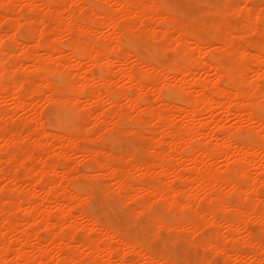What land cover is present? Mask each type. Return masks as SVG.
<instances>
[{"label":"bare ground","instance_id":"6f19581e","mask_svg":"<svg viewBox=\"0 0 264 264\" xmlns=\"http://www.w3.org/2000/svg\"><path fill=\"white\" fill-rule=\"evenodd\" d=\"M249 1L0 0V96L12 103L0 109V162L8 163L0 165V264H112L116 258L115 264H210L190 250L201 246L204 229L222 221L231 251L242 255L239 239L254 245L246 253L255 263L238 264H264V40L247 42L252 32L264 34V13ZM233 15L240 21H231ZM97 32L108 40L95 38ZM132 38L136 48L127 46ZM119 80L127 84L118 86ZM160 84L180 91V100L163 99ZM40 101L69 110L73 130L47 132L38 118ZM100 105L106 109L98 112ZM21 111L29 139L12 125ZM176 113L181 125H175ZM228 115L236 116L235 126L225 123ZM226 126L249 130V137L236 141ZM130 134L141 144L151 138L152 160L136 162L139 149L106 148ZM95 138L99 146L79 144ZM162 143L167 147L157 149ZM46 147L51 157L42 153ZM76 152L90 163L79 175L96 187L70 188L78 174L70 164ZM175 157L176 163L169 161ZM104 189L117 195L119 206L129 205L134 221L145 218L152 240L160 233L159 249L95 217L91 203ZM80 219L90 223L87 233L97 234L80 238ZM219 236L210 233L203 245L224 252ZM119 243L133 249L135 261L121 253L126 246L118 251Z\"/></svg>","mask_w":264,"mask_h":264},{"label":"rangeland","instance_id":"374dc122","mask_svg":"<svg viewBox=\"0 0 264 264\" xmlns=\"http://www.w3.org/2000/svg\"><path fill=\"white\" fill-rule=\"evenodd\" d=\"M260 1V2H259ZM257 2V3H256ZM22 3L23 2H21V5H22ZM263 4V5H262ZM20 4L18 5L19 6V8L21 7V9L23 10V9H25V5L23 4V6H21ZM249 6H252V7H257V6H260L259 8L263 11V13H264V0H250L249 1ZM263 8H262V7ZM258 8V7H257ZM2 12V10L0 9V13ZM239 19V18H238ZM237 18H236V15H233L231 18H230V20L231 21H240V19L238 20ZM48 21H50V23H52V19H48ZM241 21H242V19H241ZM6 26V25H5ZM101 32H97L96 34H94V35H97V36H95V38H97V39H99V37H101V41L102 42H104V41H107L108 40V38L107 37H105L102 33L100 34ZM260 34L261 33H259V32H252L247 38H248V40H247V42H249V41H251V39L252 40H257V39H262L261 41H263L264 40V34L262 35L261 34V36H260ZM250 39V40H249ZM6 40H8V38H6ZM99 40V41H100ZM132 40H133V38H132ZM132 40H129V43H128V47L130 48L132 45L136 48V46H135V44H136V41H135V39L133 40V43L134 44H132L130 41H132ZM100 41V42H101ZM135 41V42H134ZM9 42H11L10 40H9ZM8 43V42H7ZM130 45V46H129ZM132 46V47H133ZM127 47V48H128ZM128 48V49H129ZM135 48H133V50H136ZM129 50H131L132 51V49H129ZM138 51L140 52V54L142 55V56H147L148 55V51L146 50V48L144 47V46H140L139 48H138ZM22 53V50H20V51H18L17 52V54H21ZM153 53V52H152ZM155 54V53H154ZM154 54H152V56H154ZM130 65H131V62L129 63ZM128 64V66H130ZM99 73H98V71H96L95 72V75L97 76ZM115 79V78H114ZM49 80L51 81V82H57V78L55 77V76H52V75H50L49 76ZM123 82V83H122ZM112 83H114L115 84V82H112ZM117 83V82H116ZM125 84H127L126 82H125ZM124 84V81H120L119 80V82L117 83V85L118 86H122V85H125ZM222 84L223 85H225V86H229V83H228V79L227 78H224L223 79V81H222ZM113 85V84H112ZM161 85V86H160ZM159 85V87H161V89L160 88H158V90L160 91V94H161V96H162V98L163 99H165V100H167V101H169V102H172V103H175V102H177V100H180V96L178 97V95L179 94H181V97H182V93L179 91V93L177 92V91H171L169 88H166L164 85H162V84H160ZM193 92V91H192ZM150 93H152L151 91L149 92V95L151 96L152 94H150ZM195 92H193V94H194ZM153 96V95H152ZM151 96V97H152ZM150 97V98H151ZM0 100H4L3 99V97L2 96H0ZM153 98V97H152ZM151 98V99H152ZM7 102V104H6V102ZM10 102V100L7 98V100L5 99L4 100V102L2 103V101L0 102L1 104H0V109L2 108V109H4L5 107H7V105L8 106H11V105H9V104H12V103H9ZM40 102H42V101H40ZM39 102V103H40ZM46 102V103H45ZM122 102L123 103H125V101H123L122 100ZM157 103H158V101H156ZM155 101H153V103H154V105H156L157 103H156ZM43 103V104H42ZM41 104H39L40 105V108H39V111L41 110V112H39L40 114L38 115V118L40 119V121L41 120H43V124H44V128L46 129V131L47 132H51V130H52V132H68V131H72L73 130V128L75 127V125H76V122H75V120H73L74 118L72 117V119L70 118L71 117V115H70V117L67 115V111L69 112V110H67L66 109V112H64L65 110V108L63 109H61L60 107H58L56 104H54V103H47V101H43ZM6 105V106H5ZM104 105H106L105 107H109V105L108 104H104ZM104 105L102 106V105H100V107H98L97 108V111L98 112H100V111H102L103 110V108H105L104 107ZM103 108H102V107ZM42 107V108H41ZM58 107V108H57ZM107 107V108H108ZM101 108H102V110H101ZM100 109V110H99ZM106 109V108H105ZM104 109V110H105ZM20 113V115H17V116H15V117H13V119H12V125H13V127L14 128H16V129H18L19 127L18 126H20V128L18 129V130H23L24 131V129H25V138H26V130L28 129V125L26 124V123H24V121H23V119L21 120V118L23 117V115H24V112L23 111H21V112H19ZM22 113H23V115H22ZM68 114H70V112L68 113ZM177 114L178 113H176V116L175 117H177V120L175 121V125L176 124H178V125H181L182 124V120H181V118L180 117H178L177 116ZM220 114V113H219ZM218 115V114H217ZM223 115V116H222ZM20 116V117H19ZM27 116V115H26ZM42 118H40V117ZM219 116H221V117H225L224 116V114H220V115H218V117ZM174 117V118H175ZM228 117L229 118H226V120L227 121H225V123L227 124V125H236L238 122H237V119H236V116H234V115H228ZM72 120H73V122H75V124L72 122ZM236 121V122H235ZM17 122V123H16ZM236 123V124H234V123ZM230 123V124H229ZM232 123V124H231ZM88 125V124H87ZM154 124H150L149 125V127H151V128H154V129H156L157 130V128H159L157 125L156 126H153ZM22 126V127H21ZM89 127H92V125L90 124V126ZM177 127H179V126H177ZM232 126H226V128H225V133L227 132V134L228 135H230L231 136V138L232 139H234V140H236V141H243V140H246L247 139V137H249L248 135H249V133H247V132H249V130L248 131H246L245 129L243 130V129H237V130H235L234 129V127H232V130L230 129ZM27 128V129H26ZM147 128V127H146ZM50 130V131H49ZM159 130V129H158ZM229 132V133H228ZM251 132V131H250ZM49 138H51V137H49ZM97 138V137H96ZM95 138V139H96ZM122 138V139H121ZM137 137L135 136V135H132V134H130V135H126V136H124V137H120V141H118V142H112L111 144L110 143H106V145H108L106 148H108L109 146L110 147H112L116 152H130V153H133L134 152V150L135 151H137V149H139V151H137L136 152V155H135V158H136V162H139V161H142L143 159H145V160H152V157H155V153H154V150H153V148L151 147V140H149V139H151V138H149V137H146V138H144L143 140H144V142H143V144H141L140 142H139V140H138V138L136 139ZM26 139H29V138H26ZM25 139V142L26 143H28V142H30V141H28L27 142V140ZM31 140V139H30ZM97 141H94V144H93V141H91V142H88V141H80V145L81 146H83V144H84V146H93V147H96V146H99V144H100V141L98 140V139H96ZM45 141V140H44ZM55 141H57V140H55ZM96 142V143H95ZM58 143V142H57ZM97 143H98V145H97ZM140 145H141V147H140ZM142 145L144 146L143 148H142ZM123 146V147H122ZM146 146H148V148H149V150L150 149H152V151H153V154L151 155L150 154V152H152V151H150V152H148L149 150H148V148L146 147ZM161 146V147H160ZM163 146V147H162ZM165 146V144L164 143H162V144H160L159 145V147H157V149H161V148H166V147H164ZM119 147H122V148H119ZM127 147V148H126ZM105 148V146H104V151H103V153L101 152V155L100 156H102L103 154H105L104 155V157L106 156V152L108 151V149H106ZM144 148L146 149V150H144ZM54 149H57V148H54ZM39 150H40V152L42 151V149H38L37 150V152L38 153H40L39 152ZM51 150V151H50ZM141 151H147V152H144L146 155H144V153L143 152H141ZM51 152H53L52 151V148L51 149H49L48 150V148L46 147L45 148V150L44 151H42V153H44L45 155H47L48 157H51ZM139 152V153H138ZM50 153V154H49ZM79 153L80 152H76V153H73V155H72V157H71V159H70V164L71 165H73L74 166V164L77 166H75L74 168H77V169H75V171H77V173H78V171H80L79 173H81V170H82V173H83V171L85 172V171H87V169H89V166H90V163L86 160V159H84V158H81L82 156H81V154L79 155ZM75 154V155H74ZM149 154H150V156H151V158H149L150 156H149ZM148 155V156H147ZM19 156H21V155H19ZM137 156H139V157H142V158H139V157H137ZM144 156V157H143ZM103 157V156H102ZM78 158V159H77ZM117 158L118 157H116V158H114L113 159V161L114 160H117ZM177 157H175L174 159H170L169 158V161L171 160V162H172V160H173V162L172 163H176L175 161L178 159H176ZM80 159V160H79ZM82 159H84V160H82ZM142 159V160H141ZM154 159V158H153ZM82 160V161H81ZM119 158H118V161L116 162V163H118L119 162ZM114 162V163H115ZM219 163L218 164H221L222 162H221V160H219L218 161ZM221 162V163H220ZM4 163V164H3ZM76 163H78V164H76ZM41 165V163H38V164H36L37 166H40ZM88 164H89V166H88ZM0 165L2 166V167H5V168H8V167H6L5 165H7L8 166V163H6V160L5 159H3L1 162H0ZM72 166V167H73ZM132 170H134L133 171V173L135 174V176H137L136 174L138 173L135 169H132ZM131 170V171H132ZM74 172V171H73ZM137 172V173H136ZM79 173L77 174V176L75 177V174H76V172L75 173H73V175H74V177L73 178H71L70 180H69V186H70V188H72L73 190H76V188L77 187H79V189H81L82 187H84L83 185H88V186H86L85 188H88V187H91V188H94V187H96V185L95 184H93V182H89V180H85L82 176H80L79 175ZM131 175H132V173H131ZM138 175H139V173H138ZM134 176V175H133ZM168 178V177H167ZM3 180H1V183H2V185L3 186H5V184H6V186H8V185H10V180L9 179H7V178H2ZM106 181H110L111 179H105ZM168 180H172V177L171 176H169V178H168ZM111 182V181H110ZM76 183V184H75ZM80 185H78V184ZM83 183H86V184H83ZM112 183V182H111ZM24 186H26L25 184H24ZM26 187H29V186H26ZM27 189V191H29V189H30V187H29V189L28 188H26ZM26 189L24 190L26 193H27V191H26ZM78 189V188H77ZM83 189V188H82ZM262 191H261V193L263 192L264 193V188H262L261 189ZM106 191V192H105ZM109 191V192H108ZM24 192V193H25ZM103 192V193H102ZM100 191L99 193H98V196H97V199H95L92 203H91V210H92V212H93V214L95 215V217L98 219V220H101V222H103L104 224H106V225H114L113 227H115V226H119V228L120 229H122V233L124 234V236L125 237H127V236H130V238L131 237H135V235H136V237L138 236V233H142V232H144V229H145V231L146 230H149L150 228L149 227H147L146 226V228H145V223H146V220H145V218H142V220H139V221H134V219L132 218V217H130L129 215H128V212H129V205L127 206L126 204H121L120 206H119V203H117L116 201H115V196H117L114 192H112V191H110V190H107V189H104L103 191ZM102 193V194H101ZM22 195H24V194H22ZM39 195H44L43 193H42V191L40 190L39 191ZM109 195H112V196H109ZM115 195V196H114ZM263 196H264V194H262ZM115 197V198H114ZM116 202V203H115ZM53 204H55V203H52V206H55V205H53ZM93 204V205H92ZM207 202L206 203H203V206H202V209H204V208H206L207 207ZM247 204V203H246ZM124 205V206H123ZM247 205H249V203L247 204ZM126 206V207H125ZM111 207L113 208V209H111ZM107 211V212H106ZM75 212H77L76 213V215L78 214V217H79V211H75ZM127 212V213H126ZM126 213V214H125ZM124 216H125V218H124ZM130 217V218H129ZM130 219H133V220H131L130 221ZM79 220V219H78ZM81 220V219H80ZM85 220V219H84ZM82 221V222H84V224H85V222L87 221V220H85V221ZM137 222L138 224H134L133 222ZM82 222L80 223V228L77 230L78 232V236L80 237V238H83L84 239V237H87V236H91V237H93V236H95L94 234L96 233H87L86 231L88 230V228L90 227V223H88V221L86 222V225H84V224H82ZM132 222V223H131ZM128 223H129V225H128ZM139 223H140V225H141V227H138L139 226ZM142 223V224H141ZM224 222L222 221L221 223H220V226L219 227H217V229L215 228V227H208V228H206V229H204L202 232L203 233H201L202 234V236H201V242L199 243V244H201V246L199 245V246H196V247H194L193 249H191L190 250V252L193 254V253H195V254H197V255H200V254H202V255H205L206 257H208L209 259H212L211 260V262H210V264L212 263V264H232V263H239V261H240V263H242V262H254L255 263V261L253 260V258L250 256V254H247L246 253V251L248 250V249H250V248H254V245H253V243L252 244H244L243 245V239H239V241L237 240V243L238 242H240L239 243V246H241V248L243 249V253L246 255H244L243 253H242V255H239V254H237L236 252H234V251H231V249H230V246L232 245V242L233 241H231L230 239H225L223 236H222V234H224L225 233V231H227L228 229V225L226 226V224L224 223ZM82 224V225H81ZM87 224H88V227H87ZM144 224V225H143ZM64 226H67L68 225V223H64L63 224ZM83 225H84V227H83ZM84 228L83 230L81 229L82 227ZM138 227L139 229H137L136 227ZM59 227H61L62 228V225H59ZM59 227H56L58 230H59ZM110 227H112V226H110ZM64 229H66L65 227H63ZM62 228V229H63ZM140 228L142 229V230H140ZM249 228H251L250 230L251 231H253V232H256L257 231V229H256V224H253L252 222H250V224H249ZM85 229H87V230H85ZM224 229H225V231H224ZM218 230V231H217ZM207 233H206V232ZM224 231V232H223ZM44 230L42 229L41 231H40V233L41 234H44ZM86 232V233H85ZM89 232V231H88ZM133 232H134V235H133ZM188 232V231H187ZM189 232H191V231H189ZM214 232H218V235H220L219 236V240L220 241H222V243H224V245H227V249H225L224 250V252L223 251H221V252H219L220 250H218V249H216L213 245H211V246H209V248H208V246H204L203 245V243L205 244V238L204 237H207V235H209L210 233H214ZM183 233V232H182ZM184 233H186V232H184ZM183 233V234H184ZM206 233V234H205ZM209 233V234H208ZM90 234V235H89ZM97 234V233H96ZM204 234H205V236H204ZM82 237H81V236ZM182 235V234H181ZM264 235V234H263ZM263 235H260L261 237H263L262 238V243L264 244V242H263V240H264V236ZM89 237H87V238H89ZM223 237V238H222ZM261 237H259L260 238V240H261ZM86 238V239H87ZM142 239H143V237H139L138 238V240H140L141 242H142ZM224 240V241H223ZM229 242H228V241ZM163 242H164V239L163 238H160V239H156V240H152V243H153V247H154V249L155 250H157V248L159 249L161 246H162V244H163ZM231 242V243H230ZM236 242V241H235ZM115 243V241L112 243V245ZM118 243V242H117ZM117 243H115V244H117ZM157 243V244H156ZM226 243V244H225ZM236 243V244H237ZM120 244V243H119ZM241 244V245H240ZM121 245L122 244H120V245H118V248H119V250L118 251H120V249H123V248H125V246H126V248L125 249H123L122 250V254H124L125 256L126 255H128V256H130L129 258L126 256V259H129L130 260V258H134L135 257V253H129V252H134L133 251V249L130 247V246H128V245H122V247H121ZM113 246H115L116 247V245H113ZM178 246H181V244L180 245H178ZM127 247H129V250L127 249ZM195 248H197V249H195ZM211 248V249H210ZM68 249V248H67ZM125 250V251H124ZM126 250H128L127 252H126ZM123 251H124V253H123ZM196 251H198V252H196ZM218 251V252H217ZM217 252V253H216ZM234 252V253H233ZM120 253V254H121ZM126 253V254H125ZM228 253H230V254H228ZM131 254V255H130ZM218 254V255H217ZM85 255V254H84ZM132 255H134V256H132ZM86 256V255H85ZM132 256V257H131ZM222 256V257H221ZM245 256V257H244ZM250 256V257H249ZM84 257V256H83ZM99 257H100V255H99ZM98 257V258H99ZM214 257H216V258H214ZM240 257V258H239ZM85 258V261H87L88 259H89V261H90V263H91V260H92V262H93V258L92 259H90L91 258V256H87V257H84ZM100 258H104V256H103V254L101 255V257ZM99 258V259H100ZM239 258V259H238ZM241 258H243V260L241 259ZM87 259V260H86ZM106 259V258H105ZM135 260H136V257L134 258ZM133 259V260H134ZM129 260H126L127 261V263H129ZM134 260V261H135ZM239 260V261H238ZM88 261V262H89ZM119 260H117V258H116V261H114V263H112V264H115V262H118ZM132 261V260H131ZM131 263V262H130ZM133 264H135V263H133ZM136 264H139V263H136Z\"/></svg>","mask_w":264,"mask_h":264},{"label":"snow or ice","instance_id":"6c2138e0","mask_svg":"<svg viewBox=\"0 0 264 264\" xmlns=\"http://www.w3.org/2000/svg\"><path fill=\"white\" fill-rule=\"evenodd\" d=\"M163 7V5H162ZM151 229L149 230H146L145 232H142V233H138V238L139 237H143L142 239V242L145 243V244H148L149 246L151 245V242H152V235H151ZM159 236H160V233H156V237L157 239H159ZM145 264H148V261H145ZM152 264H156L155 261L152 262Z\"/></svg>","mask_w":264,"mask_h":264}]
</instances>
